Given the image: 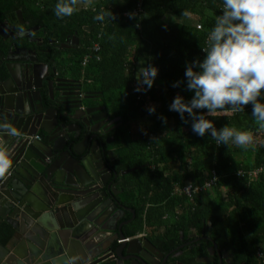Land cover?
<instances>
[{
  "label": "trees",
  "instance_id": "16d2710c",
  "mask_svg": "<svg viewBox=\"0 0 264 264\" xmlns=\"http://www.w3.org/2000/svg\"><path fill=\"white\" fill-rule=\"evenodd\" d=\"M56 2L0 0V24L19 26L20 11L27 27H37L49 38L79 39L74 52L77 69L56 59L58 70L100 92L108 111L121 117L120 128L112 134L115 143L109 147L117 155L114 167L117 172L138 168L120 180V200L135 213L124 234H145L155 245L160 241L163 245L158 247L166 254L191 230L201 235L209 221L210 238L230 256V262L222 264H264V174H248L264 167V128L251 115L252 105L243 112L220 110L207 116L217 129L227 125L251 130L254 143L246 146L217 145L210 134L200 137L192 131L187 113L185 123L177 112L169 111L177 94L185 100L194 94L186 88L185 65L203 59L209 30L222 14V0H84L77 12L64 18L55 15ZM138 5L141 11L134 14ZM108 10L114 20L96 19ZM15 43L33 48L25 39ZM9 45L1 43L2 53ZM94 45L98 53L92 51ZM86 56L90 58L84 65ZM148 64L158 67L159 74L150 90L137 92ZM176 81L185 83L176 88L172 86ZM152 105L156 111L149 114ZM38 135L46 137L43 132ZM213 177L209 189L192 193L191 198L182 193L189 185L204 187ZM12 234V228L2 223L0 244L5 245ZM211 245L184 249L177 261L197 264L195 258L208 255Z\"/></svg>",
  "mask_w": 264,
  "mask_h": 264
},
{
  "label": "water",
  "instance_id": "95a60500",
  "mask_svg": "<svg viewBox=\"0 0 264 264\" xmlns=\"http://www.w3.org/2000/svg\"><path fill=\"white\" fill-rule=\"evenodd\" d=\"M17 18L24 23L20 11ZM6 25L0 26V37L5 39L13 34ZM30 53L34 56L15 43L0 52V145L10 146L12 158V166L0 175V225L6 223L13 230L9 241L0 244V264H104L113 254L110 246H104L110 234L107 225L116 209L127 211L114 199L115 184L108 182L117 174L103 160L104 151L93 136L85 134L80 152L77 144L68 142L69 131L60 125L57 107L42 100L46 74L39 72L47 73V66L28 58ZM47 89L48 100L53 101L50 82ZM63 117L74 120L68 113ZM58 130L67 133L55 136ZM39 131L48 139L36 140ZM128 222L118 226L117 264L127 260L152 264L143 256L155 257L151 243L123 235L122 226ZM210 230L208 221L206 237ZM218 256V264H222ZM213 261V257L198 259L201 263Z\"/></svg>",
  "mask_w": 264,
  "mask_h": 264
},
{
  "label": "clouds",
  "instance_id": "9594fccd",
  "mask_svg": "<svg viewBox=\"0 0 264 264\" xmlns=\"http://www.w3.org/2000/svg\"><path fill=\"white\" fill-rule=\"evenodd\" d=\"M82 2L84 0H57L55 15L70 17ZM106 17L115 19L110 10L101 11L96 19L104 21ZM204 53L202 60L197 58L185 65L186 88L193 96L185 100L177 94L169 111L177 112L185 123L189 122L185 118L187 113L192 131L200 137L210 134L217 145L253 144L251 130L242 131L227 125L217 129L207 116L220 110L243 112L245 106L251 104V115L264 128V0H222V14L209 30ZM158 74L159 69L153 64L143 66L136 91L150 90ZM183 83L176 81L172 86L178 88ZM148 111L154 114L155 105ZM163 119L166 122L167 118ZM11 166L10 146L0 145V175Z\"/></svg>",
  "mask_w": 264,
  "mask_h": 264
},
{
  "label": "flooded vegetation",
  "instance_id": "af4514ba",
  "mask_svg": "<svg viewBox=\"0 0 264 264\" xmlns=\"http://www.w3.org/2000/svg\"><path fill=\"white\" fill-rule=\"evenodd\" d=\"M7 23L0 24L3 26H7ZM9 28V34L12 32L14 38L16 40H13L11 36L8 35L7 39L0 37V45L2 42H5L7 44H12L15 42H18L19 40H27L31 45H33V48H21L20 49H27L31 50L34 54V56L30 53V55H27L30 59H38V63L42 65L47 66V73L44 71H40V75L43 76L46 74V78L44 81V88L41 90V96L44 103L47 102L48 105H51L53 107H57L58 109V119L60 125L63 124L68 129V142H72L73 144H77L76 151L80 152L82 150V140L85 136V134H89V136H93V140L97 141L99 145L101 146V149L104 151V161H106L112 172H115L117 174L116 178H110L108 182L111 183V185L115 184V188L112 189L114 192V199L119 202L120 205L125 207L127 211L120 212L118 209H116L117 213V226L122 225L125 222H128V224L122 226L123 235L126 237V239L134 238V237H140L142 239H146L145 234H139L134 237H128L124 234V228L129 226L132 221L135 219V213L133 211V214L130 213L132 211L129 207L122 204L120 197L122 195L123 190L120 187V180L123 176L122 173L125 171L117 172L114 163L117 160V155L114 153V150L110 149L114 143L115 138L112 135L115 131H117L121 124V117L114 115L111 111H108L107 107L102 103L101 101V93L94 90H88L83 85L82 81L75 77L70 72H64L62 70H58V63L56 59H59V61L67 68L73 67L74 70L77 69V57L74 55V52L77 50V48L80 46L79 39L75 36L67 35L64 37L62 41L57 40L56 38H49L46 36L44 31H41V29L37 27H27L24 23L20 24L19 26L16 25H10L8 24ZM23 27V28H21ZM21 29H23V32H21ZM24 35L23 37H20L19 35ZM16 44V43H15ZM1 50H4L0 47ZM42 55L46 56V61H44ZM70 59V60H69ZM70 66V67H69ZM52 84L53 88V94H54V100L50 101L48 100L47 93H48V83ZM59 87V88H58ZM60 90V92L55 90ZM76 106V109H68L69 107ZM76 111V113H75ZM65 113H68L73 116L74 120H69L67 118H64L63 115ZM75 113V114H74ZM39 131L38 133H40ZM61 130H58L55 134V136L61 137L63 134H66L67 131L62 132ZM46 136L45 139H42L39 135V141L47 140L48 136L44 133ZM59 143V142H58ZM104 170V169H103ZM130 170V169H129ZM128 171V170H127ZM108 180L107 176L105 177L104 181ZM111 196V194H109ZM113 196V195H112ZM111 196V197H112ZM130 214L131 218L125 219L126 215ZM206 228V226H205ZM204 230H202L201 235H197V233L194 230H191L190 233L186 237L180 238V245H178L175 249L171 250L168 253H164L159 249V245H163L162 242H157L156 245L153 244L151 241V245L154 247V256L151 257L148 255H143L145 259H150V262L152 264H181L177 261V258L180 257L183 254L184 249H192L193 247H201L202 244L208 245L209 243L212 244L209 240H212L209 237H206L204 234ZM213 242V241H212ZM114 243L116 245L114 246ZM121 243L120 238L112 242V248L110 252H112V256L108 258L104 263L108 262H115L117 264L116 257L114 255V252L117 248V246ZM208 255L206 256H200L195 258V262L197 264H213L215 261L219 260L218 254H220V259L223 263L225 261L226 263L230 262V256L226 253H221L218 248L217 251H213L212 245L208 246L207 248ZM212 252V255L210 256V253ZM218 252V253H217ZM227 255V256H225ZM214 256L217 257V259L214 258ZM213 257L214 261L211 263H201L198 262V259L201 258H208ZM133 262L132 260L124 261L123 264H131Z\"/></svg>",
  "mask_w": 264,
  "mask_h": 264
},
{
  "label": "built area",
  "instance_id": "2783aa9c",
  "mask_svg": "<svg viewBox=\"0 0 264 264\" xmlns=\"http://www.w3.org/2000/svg\"><path fill=\"white\" fill-rule=\"evenodd\" d=\"M139 8H140V7H139V5H138V6H137V10H136V11L134 10L133 13L136 14V13L140 12L141 10H140ZM124 16L127 17V16H129V14H125ZM92 51H93L94 53H98V52H99V48H98V46L94 45L93 48H92ZM89 58H90V56H86V57L84 58V62H83L84 65L87 63V61L89 60ZM144 87H145V86H144ZM35 139H36V140H39L38 136H35ZM248 174H249L250 176H257V175H259V174H264V167L256 168V169L250 170V171L248 172ZM214 182H215V178L213 177L212 180H210V181H208V182L205 183V186H204V187H192L191 185H189V186H187V187H185V188L183 189V192H182V193H184L188 198H191V197H192V193H193V194H197L198 192H200V191H202V190H204V189H209V188L213 185Z\"/></svg>",
  "mask_w": 264,
  "mask_h": 264
},
{
  "label": "crops",
  "instance_id": "0c3cea01",
  "mask_svg": "<svg viewBox=\"0 0 264 264\" xmlns=\"http://www.w3.org/2000/svg\"><path fill=\"white\" fill-rule=\"evenodd\" d=\"M117 216L113 217L112 220H110V223H108L107 228L110 230V234L109 237L105 240L104 246L105 248L112 247V242H114L115 240H117L119 238L118 236V222H117Z\"/></svg>",
  "mask_w": 264,
  "mask_h": 264
}]
</instances>
